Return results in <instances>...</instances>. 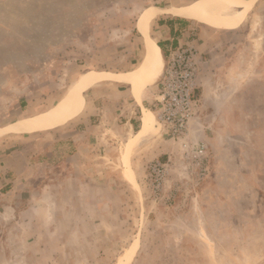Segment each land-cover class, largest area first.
<instances>
[{"label": "rangeland", "instance_id": "obj_1", "mask_svg": "<svg viewBox=\"0 0 264 264\" xmlns=\"http://www.w3.org/2000/svg\"><path fill=\"white\" fill-rule=\"evenodd\" d=\"M201 1L0 0V264H264V0L234 26L207 23L223 41L210 52L195 44L194 96L200 98L214 71L221 78L215 86L232 91L229 107L204 127L196 124V101L182 138L159 128L158 99L171 54L162 53L155 82L160 95L148 106L169 154L149 148L137 185L121 172L127 137L121 123L134 106L130 86L116 93L117 80L100 81L84 114L9 129L65 100L87 72L137 70L146 54L139 30L146 9ZM157 17L150 26L154 40ZM224 131L231 137L223 138ZM198 145L207 155L204 171L194 156ZM155 159L165 164L160 180L151 172ZM81 171L85 182L74 185Z\"/></svg>", "mask_w": 264, "mask_h": 264}, {"label": "crops", "instance_id": "obj_2", "mask_svg": "<svg viewBox=\"0 0 264 264\" xmlns=\"http://www.w3.org/2000/svg\"><path fill=\"white\" fill-rule=\"evenodd\" d=\"M155 6H157V7H153V8L161 10L158 15H160L163 12H166V10H167V12H169V13H163L160 16L156 15L152 19V21H153L158 16L157 18L159 20H161L160 25L157 27V31H156L157 37L155 38V40L153 39V37L150 34V27H149V34L152 37V39L160 47L161 56H162V53H163V55L166 52L170 54L173 50L178 49L182 46L190 45V44H194V45L196 44L197 46L199 44V46H201V47L204 46V48H208L207 51L210 52L211 51L210 49L213 46V44H216V46L214 48H217L218 45L220 43H222V41H223L222 35L220 33H217V31H214L216 29V27H213L211 25H208L207 23H203V22H200L198 20H195L194 18L185 17L182 15L175 14L172 12L173 9H166L165 10V8L179 7L178 5H167L166 4V5H155ZM161 7H164V8H161ZM152 21H151V23H152ZM150 26H151V24H150ZM208 30L211 33L210 37H207L208 40H202L199 43V39H202V34H207ZM209 38L214 40V41H209ZM219 41H221V42L218 44ZM159 43L161 44V46ZM199 46H198V48H199ZM147 48H148V44H147V39H146V54H147ZM146 54H145L144 62L142 63V65L137 70H139L143 66V64L145 63ZM233 59L234 58H232V60ZM142 60H143V58L140 60L139 64L141 63ZM204 63H208V61L206 62L204 60ZM230 63H231V59H230ZM225 68H226V71H229L231 73H233V69H235V67H233L232 64H228V66L225 65ZM137 70H135V72ZM217 71H218V69L216 70V72ZM93 72H104V71H93ZM113 72H117V73H112V74H117V75L125 74V75H127V71H113ZM213 72L214 71H212V75L209 76V78H207L205 83L203 84V90H202V94L200 95V98L195 99V102L196 101L199 102V109H200V115H201V116L199 115V118L196 120V124H198L200 122V124H202L204 127H206L205 125H208L209 123L214 122L213 119L217 118L216 115L220 114V112L225 108V106L229 107V103H227L228 102L227 100L229 99L228 95H230L232 93L231 89H226V88L219 89L215 86V83L218 81L217 79H221V78H216V76L213 75ZM109 73H111V72H109ZM207 77H208V75H207ZM105 80H109V79H105ZM111 80H117L116 83L114 84V86L117 88V91H116L117 94H119L120 91L123 92V89H122L123 86H125V85L130 86L129 95L132 98V107L134 106V109L130 108L131 110L126 115L124 114V118H126V120H124L121 123V127L124 128L125 131L127 132V137L124 140L125 141L124 149H123V152L121 154V159L123 162V167H122L123 171H121V172L126 173V165L123 161V157L127 151V145L129 143L133 142L134 140L138 139L137 141H135L134 145L132 146V149H131V152L129 155V161H130V164L132 166L131 168H133L132 171L134 170L133 174L135 172L134 175H136L137 173L142 172V170H143L142 168L145 169V167H146V166L142 167L141 159H143L144 155L146 156V154L150 151L149 148H153V150L151 149V151H153L152 153H154V155L169 154V151L163 148L164 143H163V141L160 140L162 134H160L158 132V127H156L155 124H154V129L147 132L146 134H144V130H143L144 120L146 118V114L150 113V114L155 116V112H153V110L148 106V103H149L148 100H151L152 98L158 99V97L160 95L158 92L159 87L156 84H154L157 81L156 80L152 85H148L147 87H145L142 90L141 97L139 99V98H137V96L135 95V93L133 91L132 83H130L129 81L124 80V79H111ZM213 83H214V85H213ZM95 84H94V86L92 85L88 90H86L87 92L89 91L90 94H89V97L85 98L86 100H85L84 108L79 115L84 114L88 110L87 104L90 103V101H89L90 95L97 92L99 90V88L101 87V85H100L101 82L96 84V85ZM83 116H90L89 118L92 119L90 114L83 115ZM208 120L210 122H208ZM84 124H85V128L89 129L88 128L89 125H87V122ZM81 125H82V123H81ZM210 125H212V124H210ZM159 126H160L159 128H161L160 123H159ZM206 133L207 132H202V133L198 132V138H203L202 136H205V135L208 136ZM222 134H223V132H222ZM99 136L100 135H93L91 137V139L92 138H93V140H94V138L97 139V137H99ZM222 136H223V138H226V139L231 137L230 134L228 136H226L225 131H224V134ZM166 142H168V141L166 140ZM154 145H156V147H154ZM144 150H148V151H146V153H144ZM139 152H143V153L141 154ZM77 154L75 156L80 157V155L82 154L81 150H78ZM136 154H138V156H136ZM148 157H149V155H148ZM134 161H136L137 164ZM81 173L84 175V172L81 171V172H79L78 175L74 176L75 177L74 182H73L74 185H81L82 183L85 182L84 177H82ZM135 179H136L137 183H139L137 176H135ZM68 184L71 185L70 182ZM131 184L134 185L133 183H131ZM99 249L101 250L102 248L100 247Z\"/></svg>", "mask_w": 264, "mask_h": 264}, {"label": "bare ground", "instance_id": "obj_3", "mask_svg": "<svg viewBox=\"0 0 264 264\" xmlns=\"http://www.w3.org/2000/svg\"><path fill=\"white\" fill-rule=\"evenodd\" d=\"M256 1L257 0H206L175 8L172 12L205 23L221 26H234L239 23L245 12L254 7ZM160 11V9L149 8L142 13L139 22V30L146 37L148 48L145 63L139 70L127 73V75H117L105 71L87 72L81 76L80 83L75 90L65 96V100L63 99V101H59L55 106L45 112L11 124L9 129L22 130L47 127L76 117L82 112L85 105L83 92L95 83L105 79H124L129 81L132 83L135 95L140 99L142 90L148 85H152L158 79L163 68V58L161 56L160 47L149 34L151 21L160 13ZM154 124L155 116L147 113L144 120V134L154 129ZM137 140H134L127 145V151L123 157V161L126 165V175L135 185L138 183L131 168L129 155L132 146ZM137 246L138 245L135 243V245H133L127 252L124 258L127 262L133 257ZM124 262L125 261L123 260L121 264H124Z\"/></svg>", "mask_w": 264, "mask_h": 264}, {"label": "built area", "instance_id": "obj_4", "mask_svg": "<svg viewBox=\"0 0 264 264\" xmlns=\"http://www.w3.org/2000/svg\"><path fill=\"white\" fill-rule=\"evenodd\" d=\"M199 52L194 44L171 52L165 70L163 89L158 99L157 118L160 125L167 128L174 138L185 137L195 113V90L198 87ZM195 157L200 158L203 171L206 169L207 155L197 146ZM151 172L160 180L165 164L159 159L151 163ZM157 179V180H158ZM160 184V182H159Z\"/></svg>", "mask_w": 264, "mask_h": 264}, {"label": "trees", "instance_id": "obj_5", "mask_svg": "<svg viewBox=\"0 0 264 264\" xmlns=\"http://www.w3.org/2000/svg\"><path fill=\"white\" fill-rule=\"evenodd\" d=\"M160 44V43H159ZM160 46H161V44H160ZM164 55H166V53H164Z\"/></svg>", "mask_w": 264, "mask_h": 264}]
</instances>
